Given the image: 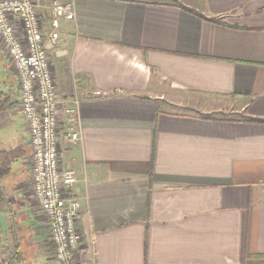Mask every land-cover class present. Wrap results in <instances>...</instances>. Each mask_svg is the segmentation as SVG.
Listing matches in <instances>:
<instances>
[{
  "label": "crops",
  "instance_id": "crops-1",
  "mask_svg": "<svg viewBox=\"0 0 264 264\" xmlns=\"http://www.w3.org/2000/svg\"><path fill=\"white\" fill-rule=\"evenodd\" d=\"M70 1L75 20L47 47L62 168L77 172L79 264H264V0ZM0 91L14 103L0 148L24 151L3 181L0 264H58L1 45Z\"/></svg>",
  "mask_w": 264,
  "mask_h": 264
},
{
  "label": "built area",
  "instance_id": "built-area-1",
  "mask_svg": "<svg viewBox=\"0 0 264 264\" xmlns=\"http://www.w3.org/2000/svg\"><path fill=\"white\" fill-rule=\"evenodd\" d=\"M75 17V3L70 0H0V45L18 77L19 103L33 151L27 159L31 172L28 192L46 217L58 264H79L83 234L77 226L81 204L70 192L78 182L77 172L62 168L60 116L64 102L47 44L57 46L61 22H72ZM48 19L49 26L45 24ZM73 104L69 112L76 117L79 101ZM75 117L71 121H77ZM64 140L77 145L81 136L70 128Z\"/></svg>",
  "mask_w": 264,
  "mask_h": 264
},
{
  "label": "trees",
  "instance_id": "trees-1",
  "mask_svg": "<svg viewBox=\"0 0 264 264\" xmlns=\"http://www.w3.org/2000/svg\"><path fill=\"white\" fill-rule=\"evenodd\" d=\"M14 103L11 102L9 93L0 91V113L12 109ZM264 121V120H255ZM24 151L20 148L1 149L0 148V211H3L9 206V195L3 181L13 171V168L22 159Z\"/></svg>",
  "mask_w": 264,
  "mask_h": 264
},
{
  "label": "rangeland",
  "instance_id": "rangeland-1",
  "mask_svg": "<svg viewBox=\"0 0 264 264\" xmlns=\"http://www.w3.org/2000/svg\"><path fill=\"white\" fill-rule=\"evenodd\" d=\"M183 4H184V5H187V4H188V1H184ZM47 22H48V21H47ZM47 22H46V23H47ZM4 124H5V123L0 124V126L3 127ZM21 129H22L21 124H20V123L18 124L17 122H15V126H13V131H14L13 134L18 133V134H17L18 136L22 135V131H21ZM24 132H25V131H24ZM31 151H32L31 146H29V149H28V152H27V153L29 154L28 157L32 154ZM32 152H33V151H32ZM30 183H31V181H28V185H30ZM30 188H31V187H30Z\"/></svg>",
  "mask_w": 264,
  "mask_h": 264
}]
</instances>
